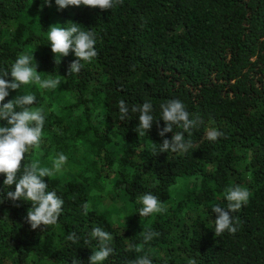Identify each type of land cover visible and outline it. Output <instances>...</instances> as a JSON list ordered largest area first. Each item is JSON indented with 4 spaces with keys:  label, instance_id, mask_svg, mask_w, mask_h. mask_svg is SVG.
<instances>
[{
    "label": "trees",
    "instance_id": "trees-1",
    "mask_svg": "<svg viewBox=\"0 0 264 264\" xmlns=\"http://www.w3.org/2000/svg\"><path fill=\"white\" fill-rule=\"evenodd\" d=\"M71 22L96 33L98 56L68 77L75 54L57 63L47 32ZM21 54L32 56L42 78H67L55 90L30 83L5 99L34 94L35 107L44 109L43 142L22 165L52 168L63 153L62 171L44 180L64 205L58 223L42 232L25 222L30 201L15 207L0 197V264H71L74 257L89 264L98 250L94 227L113 236L114 254L103 264H132L145 254L152 264H264V0H123L111 10L62 11L55 0L51 7L0 0V72ZM121 99L129 109L150 101L157 119L162 103L181 100L202 120L192 130L193 147L153 155L149 145L173 133L160 137L154 123L140 137L138 112L120 120ZM213 128L225 136L209 141ZM5 178L0 174V190ZM236 185L251 193L233 213L239 230L217 237L212 209L226 206L225 191ZM148 192L165 212L139 215L138 199ZM146 229L159 235L137 253ZM72 231L76 244L66 239Z\"/></svg>",
    "mask_w": 264,
    "mask_h": 264
},
{
    "label": "clouds",
    "instance_id": "clouds-1",
    "mask_svg": "<svg viewBox=\"0 0 264 264\" xmlns=\"http://www.w3.org/2000/svg\"><path fill=\"white\" fill-rule=\"evenodd\" d=\"M47 6H52V0H44ZM123 0H55L58 10L62 11L69 6H86L90 8H99L101 10H111L117 4H122ZM47 38L51 44V50L56 57L60 59L74 53L76 59L70 63L67 76L71 77L81 72L84 63H90L98 56L96 50V33L92 30H84L80 24L71 22L69 27L53 25L47 32ZM38 64L32 65V56L21 54L11 65L10 71L0 72V120L6 121V126H0V174L6 178L3 180V190H0V197L4 200H10L15 207H20L18 201H30L32 207L27 211L24 217L32 230L40 229L44 232L48 226L56 225L63 212L64 200L56 191L49 190L45 177H53L55 173L61 172L67 157L60 153L53 160L52 168L40 166L39 161L24 163L25 156L32 149H39L42 144V136L45 125V114L42 107H35L37 97L34 94H20L13 100L5 102L10 91L21 89L23 85L35 83L43 89H57L62 82H66L65 77L42 78L37 71ZM134 70V66H133ZM10 77L11 79H8ZM162 110L161 117L157 119L153 112V104L145 101L142 105H132L131 109L126 102L119 101L120 120L123 121L129 116V111L139 113L138 126L134 129L140 137L152 130L155 123L159 129L158 135L162 138L167 133H173L171 139L164 138L162 143L152 142L149 145L153 155L159 153H186L193 147L191 140L192 130L197 128L202 120L199 116H193L186 110L185 104L179 99H169L160 105ZM192 117V118H190ZM164 121V127H160V120ZM174 126L183 129V132H174ZM185 133L188 139H185ZM225 133L217 129H209L206 132V138L215 142L218 138L224 137ZM15 185V190H9ZM5 189H7L5 193ZM250 191L240 185L230 186L225 191L227 200L226 206L219 204L214 206L212 211L216 214L214 220L215 235L221 236L226 231L235 234L239 230L240 219L234 216L246 205L250 199ZM138 202L143 206L138 209L141 217H148L151 214L163 213L166 211L165 205L159 198L148 192L139 197ZM84 215L88 214L89 203L82 205ZM143 243L135 245L137 253L143 252L144 244L148 243L159 233L151 230H144ZM92 240L97 241L98 250L93 251L89 257V264H103L110 255L114 254V248L111 246L113 236L103 230L101 227H94L90 233ZM66 239L73 244L79 242L80 237L75 231L70 232ZM90 243L91 241H86ZM71 264H81L78 258H73ZM132 264H152V260L147 254L138 256ZM188 264H197L195 259H190Z\"/></svg>",
    "mask_w": 264,
    "mask_h": 264
},
{
    "label": "rangeland",
    "instance_id": "rangeland-1",
    "mask_svg": "<svg viewBox=\"0 0 264 264\" xmlns=\"http://www.w3.org/2000/svg\"><path fill=\"white\" fill-rule=\"evenodd\" d=\"M117 211H121L123 213L124 210L121 207H118ZM122 215L124 216V213Z\"/></svg>",
    "mask_w": 264,
    "mask_h": 264
}]
</instances>
